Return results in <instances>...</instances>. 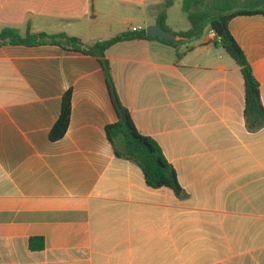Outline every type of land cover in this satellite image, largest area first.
<instances>
[{
	"label": "crops",
	"instance_id": "crops-1",
	"mask_svg": "<svg viewBox=\"0 0 264 264\" xmlns=\"http://www.w3.org/2000/svg\"><path fill=\"white\" fill-rule=\"evenodd\" d=\"M167 1L168 25L184 0H0V34L86 41L104 5L105 31L147 30ZM230 31L264 106V17L236 18ZM215 39L209 28L178 47L135 40L106 52L122 104L161 147L182 197L150 188L116 156L106 128L118 116L98 59L0 48V264H264V128L248 129L241 68ZM68 93L70 126L52 141ZM34 238L43 249H31Z\"/></svg>",
	"mask_w": 264,
	"mask_h": 264
},
{
	"label": "trees",
	"instance_id": "trees-1",
	"mask_svg": "<svg viewBox=\"0 0 264 264\" xmlns=\"http://www.w3.org/2000/svg\"><path fill=\"white\" fill-rule=\"evenodd\" d=\"M174 3L167 1L164 9L157 17V25L175 34L167 25L168 10ZM182 11L187 16L190 29L176 34L181 38L192 41L201 38L207 29L216 34L214 44L223 48L241 68L245 81V111L244 117L250 131L256 132L264 128V106L261 101L260 84L240 45L230 31V23L239 17H264V0H184ZM135 40H158L178 47L170 41L152 38L147 31H127L116 35L107 41L86 45L82 39L67 34L32 33L29 31L21 36L19 31L12 28L4 29L0 34V48L5 46H56L64 51L82 53L98 59L104 70L106 83L118 121L106 128V135L112 144L115 154L140 167L147 185L155 190L168 188L179 197L184 194L173 166L167 161L161 147L153 139L140 134L129 110L122 104L112 74L106 52L114 45ZM71 94L63 99L60 118L50 134L52 141H59L66 135L71 121ZM32 250L44 248V240L34 238L30 241Z\"/></svg>",
	"mask_w": 264,
	"mask_h": 264
},
{
	"label": "rangeland",
	"instance_id": "rangeland-1",
	"mask_svg": "<svg viewBox=\"0 0 264 264\" xmlns=\"http://www.w3.org/2000/svg\"><path fill=\"white\" fill-rule=\"evenodd\" d=\"M111 7L109 5H104V15L102 16V24L93 26L89 28V32H87V35H84L87 39H85L86 41H84V43L86 45H92L94 43L91 44V42H94L97 40H110L111 38H113L115 36V34H117L116 30H107L105 31L104 28V23L106 21V17L108 15V9H110ZM169 21H168V25L171 27V30L176 34L180 33L181 31H185L190 27L189 21L187 19V16L183 13L182 11V7H175L174 9H172L169 13ZM129 26L124 27L120 30V32H126L128 31Z\"/></svg>",
	"mask_w": 264,
	"mask_h": 264
},
{
	"label": "water",
	"instance_id": "water-1",
	"mask_svg": "<svg viewBox=\"0 0 264 264\" xmlns=\"http://www.w3.org/2000/svg\"><path fill=\"white\" fill-rule=\"evenodd\" d=\"M146 31H147V35L152 38H158L161 40L170 41L175 44H181L184 41V39L181 38L179 35L166 31L158 25L151 26Z\"/></svg>",
	"mask_w": 264,
	"mask_h": 264
},
{
	"label": "built area",
	"instance_id": "built-area-1",
	"mask_svg": "<svg viewBox=\"0 0 264 264\" xmlns=\"http://www.w3.org/2000/svg\"><path fill=\"white\" fill-rule=\"evenodd\" d=\"M138 29H134V31H137ZM214 37L216 38V34L213 32Z\"/></svg>",
	"mask_w": 264,
	"mask_h": 264
}]
</instances>
